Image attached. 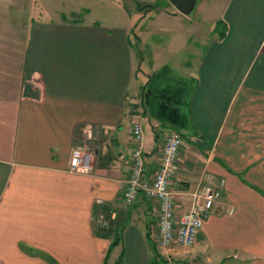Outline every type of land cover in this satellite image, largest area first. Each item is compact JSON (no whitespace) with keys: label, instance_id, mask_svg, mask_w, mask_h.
<instances>
[{"label":"crops","instance_id":"1","mask_svg":"<svg viewBox=\"0 0 264 264\" xmlns=\"http://www.w3.org/2000/svg\"><path fill=\"white\" fill-rule=\"evenodd\" d=\"M127 1L0 0V264H264V0H197L195 17L134 7V20ZM149 26L183 74L174 218L203 171L224 179L194 244L169 250L156 200L121 199L133 123L146 175L170 126L140 103L167 66L157 45L142 57ZM76 146L90 172L68 170Z\"/></svg>","mask_w":264,"mask_h":264},{"label":"built area","instance_id":"2","mask_svg":"<svg viewBox=\"0 0 264 264\" xmlns=\"http://www.w3.org/2000/svg\"><path fill=\"white\" fill-rule=\"evenodd\" d=\"M143 127L137 120L131 128L133 147L130 154V169L124 179L121 199L125 205L135 203L139 196L154 198L157 202V244L162 249H170L176 243L182 247L194 244L203 225V220L210 213L214 201L220 196L224 179H217L213 174L203 171L198 185L190 192L191 204L175 219L173 212V192L170 188L172 178L179 171L178 151L182 136L178 130L169 126L164 136L161 158L158 168L152 175L144 171L143 146L141 144ZM92 154L82 146L72 149L68 170L71 172H90ZM98 222L106 224L100 217Z\"/></svg>","mask_w":264,"mask_h":264},{"label":"rangeland","instance_id":"3","mask_svg":"<svg viewBox=\"0 0 264 264\" xmlns=\"http://www.w3.org/2000/svg\"><path fill=\"white\" fill-rule=\"evenodd\" d=\"M94 1L95 0H82V2L85 5H88L87 7L91 6V8H94ZM127 7L131 10L130 11V16L131 18H134L133 13H134V7L137 8L138 10L142 11V13L145 12H157V11H162V12H172L175 11V8L167 1V0H156L154 2L151 3H145V2H138L137 0H128L126 2ZM97 10L94 9L92 10V15L96 16L97 15ZM196 14V8H193L189 14H187V16L189 17H195ZM167 16H160V19L158 22H166L165 20H169V18H166ZM149 31L152 32L150 35L147 36V38L142 42V57L144 58V60L149 61L150 59V51L152 49L153 46L157 45V50L159 53L163 54L164 58H163V62L166 63L167 66H165V69L163 70V75L161 77H155L154 80L152 81L154 86H159L160 83H166L171 85H174L179 77H182L183 74L180 73L179 69L177 67L174 66V62L176 61L174 58V54L176 55V53L178 51L174 50L171 51V47L169 45L168 42V32L166 31H162L164 28H160V32H153L155 31L154 28L152 26L148 27ZM195 38V42H196ZM198 41V40H197ZM139 55V54H138ZM162 78V79H161ZM147 90H143L141 92V104L142 106L145 108L146 106L143 104L144 102V93ZM148 97H150V93L148 94ZM182 105L183 104H179L180 109L183 111L182 109ZM147 109H150L149 106L146 107ZM151 110V109H150ZM176 130H178V132L180 131L179 128H177ZM181 134V133H180ZM187 141V140H186ZM104 220H106L108 222L107 219H105V217L103 218Z\"/></svg>","mask_w":264,"mask_h":264},{"label":"trees","instance_id":"4","mask_svg":"<svg viewBox=\"0 0 264 264\" xmlns=\"http://www.w3.org/2000/svg\"><path fill=\"white\" fill-rule=\"evenodd\" d=\"M159 73L153 74L147 80L145 90H150L148 103L143 104L149 106L155 118L167 123L174 128H183L187 122L186 114L180 109L182 85L177 86H154L152 81L158 77ZM102 264H105V260ZM118 264V262H116Z\"/></svg>","mask_w":264,"mask_h":264},{"label":"water","instance_id":"5","mask_svg":"<svg viewBox=\"0 0 264 264\" xmlns=\"http://www.w3.org/2000/svg\"><path fill=\"white\" fill-rule=\"evenodd\" d=\"M175 9L181 14L187 15L194 8L197 0H167ZM150 90L148 89L144 93L145 101L148 103V94Z\"/></svg>","mask_w":264,"mask_h":264}]
</instances>
